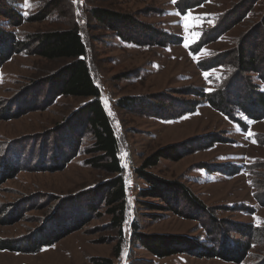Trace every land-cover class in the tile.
Wrapping results in <instances>:
<instances>
[{
	"label": "rangeland",
	"instance_id": "rangeland-1",
	"mask_svg": "<svg viewBox=\"0 0 264 264\" xmlns=\"http://www.w3.org/2000/svg\"><path fill=\"white\" fill-rule=\"evenodd\" d=\"M1 1L24 16L47 4L44 19L16 27L0 16L19 38L71 25L79 29L100 99L118 136L123 181L132 194L125 191L121 227L112 225L107 206L99 194H93L112 175L85 162L88 154L83 150L91 141L88 132L80 138L78 154L62 166L48 168L52 155L65 147L70 136H78L72 124L81 122L72 121L71 113L88 98L49 95L52 85L45 78L67 60H48L25 52L12 55L0 66V159L4 157L3 168L0 166V240L16 241L22 247L30 243L33 248L49 238L52 244L36 251L0 249V264H92L93 257L110 258L112 264H238L188 253L157 258L133 239V222L143 233L207 240L208 224L214 236L222 232L228 241L247 245L246 257L239 264L264 262V116L257 121L229 119L193 93V89L211 91L223 84L230 69L225 61L233 60L238 46H247L264 67V34L257 32L264 0H190L197 4L185 11L172 0H29V7L25 0ZM93 7L129 13L166 32L170 39L140 45L120 40L90 16ZM212 30L219 36L214 37ZM197 33L199 38L193 42ZM208 59L220 63L204 66ZM245 78L258 82L256 73H242L234 81L235 89L227 87L226 93L241 94ZM154 95H158L154 103L147 101L154 110L115 105L122 96ZM194 137L200 144L181 150L180 145ZM168 145L176 146L178 159L161 158L147 170L180 182L208 208L194 217L146 207L142 202L162 201L138 195L146 182L135 168L157 148ZM86 201L94 206L93 212L86 209ZM184 205L182 201L179 208L186 211ZM210 213L221 223L212 224ZM235 223L250 224L251 233L246 236L236 231ZM66 226L78 229L60 237Z\"/></svg>",
	"mask_w": 264,
	"mask_h": 264
},
{
	"label": "trees",
	"instance_id": "trees-1",
	"mask_svg": "<svg viewBox=\"0 0 264 264\" xmlns=\"http://www.w3.org/2000/svg\"><path fill=\"white\" fill-rule=\"evenodd\" d=\"M176 4L181 10L185 11L194 7L197 1L191 3L190 0H176ZM46 5L41 7L34 14L24 16L13 5L10 3L7 4V2L5 5V3L0 0V16L8 21L10 26L16 27L25 21H38L44 19L47 14L45 10ZM90 16L96 22L113 30L114 34L120 40L131 44H161L162 39H166L167 41L170 39V37L166 35V32L141 23L129 13H123L105 7H93L90 9ZM219 28H221V25L216 27L217 30ZM258 31L264 34V13L260 17L257 32ZM212 32L214 37L219 36L216 34V30H212ZM166 40H164V42ZM21 52L33 53L48 60H67L55 72L49 74L45 78L47 85H49V83L52 85L51 88H49V95L54 93V95L88 99L74 109L71 113L72 117L70 116L72 121L77 120L81 122V124L78 122L72 124V128L78 129V136H75L74 139L73 136L69 137L70 140H67L68 138L66 139L67 142L65 147L52 155V165L48 164V168L54 169L60 164L62 166L78 154L81 151L79 148L80 138L84 132H88L91 141L83 150V153L88 154L85 162L92 167L104 171L108 175H112L111 178L100 183L93 194H99L102 203L107 206L106 212L112 216V225L118 228L121 227L124 222L125 184L122 177L123 169L119 158V140L114 131L112 120L105 111L100 99V87L90 71V65L87 60L86 42L82 38L79 29L71 25L65 28L27 34L22 39L18 37L15 30L7 29L4 22L0 21V66L12 55ZM232 56L233 60L225 61L226 65L230 66V69L223 84H221L222 82H220L219 77L216 83L220 82V85L217 84L214 86L216 90L201 91L200 89H193V93L197 92L200 98H204L205 102L216 108L222 115L229 119L236 120V117H244L248 120L257 121L259 117L264 116V67L258 64V60L261 59L254 53L249 54V48L247 46L236 47ZM208 60L215 62H204V66H216L220 63V60ZM242 73H247L248 75L249 73H256L258 82L254 84L252 81L245 78L243 92L241 94L233 95L231 93H226L225 90L227 87L235 89L237 83L235 84L234 81H239ZM157 96L158 95H154L150 98L122 96L116 100L115 105L125 109L136 107L139 110L143 109V111H146L152 107L147 101L149 100L152 101L151 103H154L153 98ZM158 105L159 104H157V106ZM193 106L194 105H192V107ZM159 108L166 110L164 105H161ZM154 109L155 107H152V110ZM8 115L13 116L14 114ZM210 140L211 139L208 138L207 142L211 143ZM214 141L217 142L221 140L214 139ZM194 144H200V140L197 141V138L194 137L184 142L183 145H180L182 147L181 150L187 148L193 149ZM209 145L211 146L212 144ZM175 147V145H168L157 148L143 160L140 166L135 168V173L146 182V186L139 189L138 195L141 197H156L162 201L161 204L142 202L146 207L159 210L167 209L176 214H181L184 217H188L191 213L194 217V214L206 211L208 208L180 182L167 180L147 170L157 165L161 158L178 159V157L174 156ZM17 157H19V155ZM3 159L4 157L0 159V166L1 162L4 161ZM23 162L25 163V160H23ZM29 162H31V159ZM16 163L20 165L18 161ZM1 167L3 168V166ZM182 201L186 203V205H184L186 211L179 208ZM93 208L94 206L91 205V202L86 201V209H88L89 212H93ZM209 219L211 220L210 222L215 225L220 224L222 221L220 219L217 220L211 213ZM235 224L236 231H240L243 235L247 236L252 231L250 224ZM75 229H78V226L72 229L70 226H66L61 230L62 235H60V237ZM131 234L133 239L141 247L157 258H163L178 253H188L201 258L214 257L239 264L246 257L244 247H247V245H245V243L242 244L239 242V244H237L236 242L235 244V241H228V237L224 236L222 232L214 236L213 227L208 224H206V237H208V240L207 238L203 239L179 234L143 233L138 231L136 222L132 223ZM47 240L50 241L51 239L47 238ZM9 241L10 240H0V249L17 252L36 251L43 246L52 244V242L48 243L47 241L44 243L41 241L43 243H35L32 248L30 243H28V246L22 247L18 244L15 245L14 242L16 241ZM92 264H112V260L105 257H93ZM260 264H264V262Z\"/></svg>",
	"mask_w": 264,
	"mask_h": 264
},
{
	"label": "snow or ice",
	"instance_id": "snow-or-ice-1",
	"mask_svg": "<svg viewBox=\"0 0 264 264\" xmlns=\"http://www.w3.org/2000/svg\"><path fill=\"white\" fill-rule=\"evenodd\" d=\"M73 2L75 3L76 0H73ZM172 2H173V3H176V0H172ZM25 6H26V7H29V6H30V4H29V0H25ZM25 15H27V12H25ZM187 15H188V14H185V18H187ZM199 35H200L199 33L194 34L193 42H195L196 39L199 38ZM201 51H202V52H206L207 50L202 49ZM205 77L207 78V74H205Z\"/></svg>",
	"mask_w": 264,
	"mask_h": 264
},
{
	"label": "built area",
	"instance_id": "built-area-1",
	"mask_svg": "<svg viewBox=\"0 0 264 264\" xmlns=\"http://www.w3.org/2000/svg\"><path fill=\"white\" fill-rule=\"evenodd\" d=\"M125 191H126L129 195L132 194V188L129 187V186H126V187H125Z\"/></svg>",
	"mask_w": 264,
	"mask_h": 264
}]
</instances>
